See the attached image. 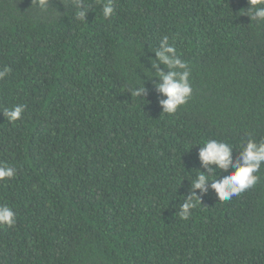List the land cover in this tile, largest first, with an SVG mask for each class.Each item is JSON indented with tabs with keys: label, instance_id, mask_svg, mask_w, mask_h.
Wrapping results in <instances>:
<instances>
[{
	"label": "trees",
	"instance_id": "trees-1",
	"mask_svg": "<svg viewBox=\"0 0 264 264\" xmlns=\"http://www.w3.org/2000/svg\"><path fill=\"white\" fill-rule=\"evenodd\" d=\"M0 0V264H264V163L258 182L220 201L199 171L234 170L264 141V21L248 0ZM190 70L192 95L163 112L153 66L163 37ZM142 97L133 95L143 86ZM24 105L20 119L5 110ZM233 147L205 168L200 144Z\"/></svg>",
	"mask_w": 264,
	"mask_h": 264
},
{
	"label": "clouds",
	"instance_id": "clouds-1",
	"mask_svg": "<svg viewBox=\"0 0 264 264\" xmlns=\"http://www.w3.org/2000/svg\"><path fill=\"white\" fill-rule=\"evenodd\" d=\"M49 0H39V6L43 9L48 6ZM249 7L245 12L251 20L264 21V0H248ZM76 7L79 8L77 13L78 19L86 20L87 6L81 0H77ZM103 15L109 17L113 14L114 8L112 0H108L103 4ZM168 37L165 36L159 43V47L155 52V59H151L153 66L159 63L164 64L170 71L165 73L159 70L155 73L162 82L157 83L160 92L167 96V99L161 100L163 112L173 114L177 108L187 102L192 95V88L189 83L190 70L185 61L176 55L174 46L168 43ZM10 69L5 68L0 71V79H2ZM145 92L144 85L137 87L133 95L142 97ZM24 105H16L10 110H5L4 115L10 121L20 119L24 112ZM200 146L199 158L202 165L207 168L208 165H215L216 169L227 170L233 162L232 150L230 143L218 140L208 139ZM264 163V141L257 143L249 139L242 151L239 152L235 161L234 170L226 172L223 178L219 177V173L215 169L207 168V171H199L196 179L192 180L193 194L185 199V203L180 206V215L182 219H187L190 210L201 203L200 197L195 194V189H203L207 181H212L211 187L216 190L220 201L231 200L235 195H239L249 187L254 186L259 177L255 175ZM15 169L13 167L0 166V179H11L14 176ZM16 223V213L6 204H0V225L9 227Z\"/></svg>",
	"mask_w": 264,
	"mask_h": 264
}]
</instances>
